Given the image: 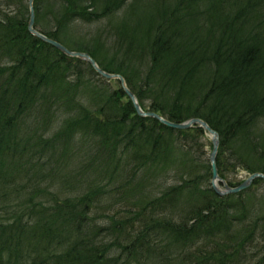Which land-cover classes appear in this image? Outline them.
<instances>
[{
    "label": "trees",
    "instance_id": "obj_1",
    "mask_svg": "<svg viewBox=\"0 0 264 264\" xmlns=\"http://www.w3.org/2000/svg\"><path fill=\"white\" fill-rule=\"evenodd\" d=\"M32 5L39 32L119 73L142 109L216 131L219 177L264 174V0ZM27 15L0 0V264H264V181L215 194L201 128L136 115Z\"/></svg>",
    "mask_w": 264,
    "mask_h": 264
},
{
    "label": "water",
    "instance_id": "obj_2",
    "mask_svg": "<svg viewBox=\"0 0 264 264\" xmlns=\"http://www.w3.org/2000/svg\"><path fill=\"white\" fill-rule=\"evenodd\" d=\"M33 0H27V21H26V30L33 37L39 39L43 43L48 44L49 46L58 50L61 54L67 57H74L78 60H81L87 63L90 68L100 77L105 79H115L117 80L119 87L122 89L124 94L127 96L128 100L131 103V106L136 115L142 117H151L157 120L159 123L174 129H187L192 126L199 127L203 130L204 134L208 137L210 142V150L207 156L209 168H210V177L208 180L209 187L217 195H225L228 193H236L240 190L247 188L254 179H261L264 181V174L258 171L248 173L243 179L237 182L234 185H229L227 182L218 176L215 168V155L217 152L218 145V135L216 131L211 129L205 121L192 117L180 122L169 121L159 114L150 111L143 110L137 102L135 95L126 87L123 77L119 73L108 72L103 70L98 66L95 60L87 53L83 51L71 50L66 46L58 42L57 40L46 36L45 34L39 32L34 26V11H33Z\"/></svg>",
    "mask_w": 264,
    "mask_h": 264
},
{
    "label": "rangeland",
    "instance_id": "obj_3",
    "mask_svg": "<svg viewBox=\"0 0 264 264\" xmlns=\"http://www.w3.org/2000/svg\"><path fill=\"white\" fill-rule=\"evenodd\" d=\"M27 1V0H26ZM90 28V26H85V31H87L88 29ZM96 77H99L101 79L100 76H97ZM103 79V78H102ZM105 80L107 83V85L111 88H116V85L119 86L117 80L115 81L114 80H111V79H103ZM144 110V108H143ZM199 142L200 143H205L204 146H201V150H204V156L207 158L208 156V153H209V150H210V144L208 142V138L205 136V135H202V137L199 139ZM203 152V151H202ZM208 160V159H207ZM217 172V171H216ZM248 174L247 171H244V170H241V169H238L237 171H234V172H231V173H228L226 178H224V180L229 183V184H235L237 182H239L241 179H243L246 175ZM223 179V178H222ZM250 186V185H249ZM248 186V187H249ZM247 187V188H248ZM250 188L252 189H255L256 190V193H263L264 194V183H259V184H254L252 186H250Z\"/></svg>",
    "mask_w": 264,
    "mask_h": 264
}]
</instances>
